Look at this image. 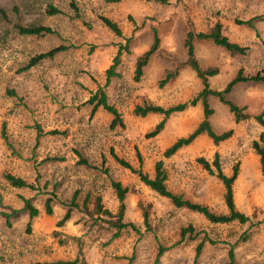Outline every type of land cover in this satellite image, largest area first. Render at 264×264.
<instances>
[{"label": "rangeland", "instance_id": "obj_1", "mask_svg": "<svg viewBox=\"0 0 264 264\" xmlns=\"http://www.w3.org/2000/svg\"><path fill=\"white\" fill-rule=\"evenodd\" d=\"M49 6L59 12L48 14ZM101 16L115 21L121 36L109 30ZM215 22L246 50L231 54L210 40L195 39L200 66L218 69L208 78L209 87L223 89L240 68L244 75L264 72V0H0V264L73 260L78 255L89 264H154L159 246L164 252L158 264H193L200 241L195 264H227L231 246L234 264L264 262V176L252 148L253 140L264 133L254 119L264 113V83H237L226 94L249 115L239 122L225 103L208 96L212 129H231V136L214 143L200 134L168 158L163 157L164 149L203 119L200 101L171 114L153 137L146 134L162 115L140 117L132 112L136 104L168 107L197 95L201 81L189 67L163 86L159 80L167 68L185 59L187 31H206ZM17 23L48 26L52 32L20 35ZM153 28L160 46L136 81L134 62L150 45ZM58 46L63 49L52 58L21 70L30 57ZM120 47L118 76L106 84L105 71ZM100 88L119 111L122 126L111 128L112 115L101 107L91 114L93 105L87 100ZM216 153L226 175L237 166L233 198L236 208L249 217L246 223H210L200 213L177 208L115 158L149 176L161 159L171 192L225 213L222 182L197 162L203 157L211 163ZM79 157L87 164L78 163ZM6 172L35 189L10 186L3 178ZM111 181L127 188L123 220L134 223L137 231L128 227L114 236L117 229L111 222L116 218L93 213L97 195L104 208L117 212ZM76 191L79 206L57 226L66 211L59 200L69 201ZM51 195L53 212L47 215L44 201ZM21 197L31 198L39 210L29 229ZM189 225L196 236L186 235L179 242L180 229Z\"/></svg>", "mask_w": 264, "mask_h": 264}, {"label": "trees", "instance_id": "obj_2", "mask_svg": "<svg viewBox=\"0 0 264 264\" xmlns=\"http://www.w3.org/2000/svg\"><path fill=\"white\" fill-rule=\"evenodd\" d=\"M160 3H165L166 0H155ZM46 12L48 14H55L59 12V9L53 6H49L46 9ZM100 20L102 23L111 30L115 35L121 36V29L118 26V24L111 20L108 17L101 16ZM251 24V21H247ZM15 29L18 34L20 35H30V36H40L46 33H51L52 29L48 26L39 25V24H15ZM153 36L152 41L150 45L144 49L141 53H139L135 59L134 62V80L138 81L140 77L143 75L144 67L148 64L151 56L158 51L160 46V38L157 34L156 29H152ZM195 39H203V40H210L212 43H214L217 46L222 47L225 51L234 54H243L246 50V47L239 45L236 42H232L229 40V38L224 35L222 31V25L219 22H215L210 28H208L206 31H199L195 32L192 30H188L186 33V36L183 41V46L185 48L186 57L183 60L177 61V65L167 68L164 72L163 77L159 80V85L163 86L166 84L169 80H172L178 75V72L184 68L189 67L192 69L197 78L201 81V90L197 93V95L193 98H191L188 101L179 102L174 105H170L168 107H163L158 104H154L152 102H144L143 104H136L133 107V114L136 116L144 117L147 114H160L162 115V119L156 123L154 128L149 131L146 136L147 137H153L159 134L161 130L164 128V124L166 119L173 113L181 112L185 110L189 106H195L197 102L200 101L202 110H203V119L197 124V126L186 136H182L177 138L170 146L166 147L163 151V157L168 158L175 154L180 148L190 144L198 135L200 134H206L208 137L212 139L214 143L221 142L223 140H226L229 138L232 134V130H226L221 133L215 132L210 123H209V116L212 114L213 110L210 108L208 103V96L213 95L218 98L219 101L225 103L229 111L233 114L234 120L236 122H239L241 120L247 119L249 115L245 112H243L244 107H239L232 101H229L226 98V94H228L233 86L237 83L242 82H262L264 83V72L257 71L256 73L252 75H244L243 69L240 68L237 70L235 76L227 82L225 87L221 90H215L211 89L209 87L208 78L217 74L218 69L216 67H201L198 63L195 53H194V40ZM126 45H124L125 48ZM63 46L53 47L47 51L38 53L28 59V61L25 63V65L21 68V70H27L32 66H35L38 64L41 60L52 58L58 51L62 50ZM121 47L118 49L114 59L113 63L106 69V84L110 82V79L118 76L117 72L115 71L118 63H119V56L121 54ZM88 103H91L93 105L91 114L96 110L97 107H101L104 110H106L108 113L112 115L111 120V128L115 126H122V119L119 111L117 108L110 104L108 102V98L106 93L100 88L98 91L92 95L88 100ZM254 119L262 126H264V113L261 112L254 116ZM52 133H55V131H52ZM2 136L5 137L4 129H2ZM252 148L255 152V154L259 158V164H260V170L262 175L264 176V133H260L258 136V139L253 140L252 142ZM79 154V153H77ZM116 160L122 164L126 168H130L133 172H136L140 181L146 185L148 188L153 190L155 193H157L159 196L167 198L170 203L177 207V208H186L190 211H194L197 213L202 214L210 223H220V224H227L232 222H238L240 224L246 223L249 221V217L245 215L244 213L240 212L234 203L233 198V183L237 177V166L235 165L233 168V171L231 175H226L223 173L220 167L218 154L216 153L214 155L213 160L211 163H209L206 159L203 157H198L197 162L201 164V166L207 170L210 174H214L223 184L224 187V193H223V199L227 208V212L225 213H215L209 210L207 206H204L199 203L191 202L188 199H184L181 195L175 194L171 192L167 186H166V179L167 174L164 168L163 160H157L154 164V172L152 176H149L147 173H144L140 169H133L129 163L125 162L123 159L117 158L115 156ZM55 159V158H54ZM78 163L87 164V160L83 157H79ZM4 180L12 187L16 188H30L35 189V186L32 183L27 182L24 178L20 176H15L9 172H6L3 174ZM111 187L115 193L116 199L118 201L117 205V212L114 214L109 209L104 208L101 200V196L97 195L95 200V209L93 210L94 214L101 215L104 214L106 216H114L116 218L115 222H111L113 226L116 227L117 231L114 233V236H117L120 232V230L131 227L133 230H138L134 223L130 221H124L123 215L125 210V196L127 192V188L123 187L121 183L111 181ZM76 195L77 191L74 193L73 197L68 201H62L59 200L60 204L66 208L65 213L61 217L60 220L57 221V226H62L66 221H68L71 216L72 212L75 208H77L79 205L76 201ZM23 206L22 210L27 211L29 221L27 223V227L29 229L31 220L38 215V208L32 203L31 198H25L21 197ZM53 196L47 197L44 201V211L47 215H51L53 212L52 209V201ZM87 202L84 201L83 206L85 207ZM147 216L148 213L146 209L143 210V222L144 224L147 223ZM54 234H58V232H54ZM188 236V238H194L196 236V233H194V229L191 225L187 227H183L180 229V239L179 242L183 241L185 236ZM203 246V242L200 241L195 246V256H194V263H196V260L201 253ZM164 252V247L159 246L158 252L156 255V258L154 260V264L159 263V257ZM235 256L233 247L231 246L228 250V263L227 264H234ZM35 264H89L87 263L83 258H80L78 255L73 260L68 259H57L54 261H38ZM264 264V262L262 263Z\"/></svg>", "mask_w": 264, "mask_h": 264}]
</instances>
